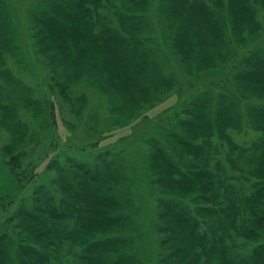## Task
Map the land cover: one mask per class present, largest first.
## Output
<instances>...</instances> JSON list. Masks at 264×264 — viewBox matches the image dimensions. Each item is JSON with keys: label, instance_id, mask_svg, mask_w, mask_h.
<instances>
[{"label": "rangeland", "instance_id": "obj_1", "mask_svg": "<svg viewBox=\"0 0 264 264\" xmlns=\"http://www.w3.org/2000/svg\"><path fill=\"white\" fill-rule=\"evenodd\" d=\"M77 1L2 0L10 5L0 18H7L10 30L21 31L17 42L23 49V58L18 49L15 63L4 55L0 65L11 76L0 74V115L9 105L22 113L25 126L20 162L23 246L46 254L45 264H86L87 244L107 235L127 254L122 264H199V258L201 264H227L216 248L208 256L189 245L196 243L191 237L183 241L174 239L170 229L160 231L176 217L160 216L158 210L165 209L159 200L171 199L189 210L197 203L209 204L194 198L197 179L218 191L219 204L256 198L252 182L264 179V117L256 120L251 109L264 110V78L259 74L264 69V0L87 3L92 8L87 20L97 35L93 45L99 46L91 45L95 50L87 53L81 46L92 40L87 20L78 19L72 6ZM54 22L75 27L69 48L51 34ZM135 51L144 61L126 66L123 60L134 62ZM12 74L23 82L22 101L21 87L16 93L11 85ZM133 89L131 98L144 102L132 109L127 101ZM208 121L213 126L206 128ZM220 121L225 123L217 127ZM4 123L0 118V141L9 142ZM191 146L197 153L189 152ZM159 153L180 167V174L165 168ZM37 184L46 195L35 193L33 199ZM95 186L99 197L110 200H101L108 213H96L91 221H99V227L90 231L86 214L77 219L68 206L77 201L75 192L90 189L92 194ZM185 188L189 193L182 195L179 190ZM44 200L60 212V221L41 222L35 208ZM210 200L215 204L213 196ZM255 203L264 216V201ZM213 215L205 220L209 229L211 222L217 225ZM207 216L201 214V219ZM234 222L240 226V218ZM45 229L60 235L42 234ZM230 230L222 238L246 258L243 264H261L258 249L264 239L236 238L239 228ZM31 253L23 255V264H37Z\"/></svg>", "mask_w": 264, "mask_h": 264}, {"label": "trees", "instance_id": "obj_2", "mask_svg": "<svg viewBox=\"0 0 264 264\" xmlns=\"http://www.w3.org/2000/svg\"><path fill=\"white\" fill-rule=\"evenodd\" d=\"M0 0V13L4 6L10 5L9 2L5 3ZM98 2V0H78L77 2H73L76 4H72L78 10L76 15L79 16L85 21L90 18L89 11L92 9L90 6L87 5V3H90L91 6H95V4ZM62 8V5L59 6ZM4 10L7 11V9L4 7ZM6 14V13H5ZM62 14V13H61ZM68 15V13H64ZM65 15V16H66ZM5 17V15H3ZM76 19V18H75ZM81 19V20H82ZM66 20V19H65ZM7 21V18L3 19L0 18V65L3 66L5 63V56H10L13 60V63H15L16 58L18 56V49L19 54L23 58V49L18 44L17 40L18 36L21 37V31H15L9 29V24ZM67 21V20H66ZM88 21V20H87ZM84 22V25H87L88 28H86V31L90 34V39L92 42L87 39L85 41L84 45L81 46L85 50H83L85 53L90 51H94L99 46L94 44V37L95 35L92 34L91 27L89 25V21ZM86 23V24H85ZM60 25H55V22L53 23V26L51 27V34L55 36L58 40L62 42L61 44L64 47L69 48V42L71 39L70 32L75 30V27L69 23V26L67 23L64 22H58ZM82 25V24H81ZM77 27H81L80 25H77ZM9 32V33H8ZM86 32V33H87ZM44 37V36H43ZM17 38V39H16ZM74 43V42H73ZM23 46V44H21ZM75 45V43H74ZM96 46L95 49H91L89 47ZM118 50H114L113 52H116ZM5 52V53H4ZM22 52V53H21ZM135 54V55H134ZM132 54L133 60L126 59V61L123 60V63L126 64V66L129 65H138L139 60L144 61L141 56H139V53L135 51V53ZM131 62V63H130ZM133 62V63H132ZM264 66V60L262 62V67ZM263 69V68H262ZM8 69H0V74H2L5 78L9 79L11 76L8 75L6 72ZM258 74V73H257ZM259 74L264 78V69L259 72ZM246 73L244 74V76ZM256 75V74H255ZM12 77L14 80L11 82L12 87L15 86L14 90L17 93L19 91L18 87L23 86V82L21 83V80L17 82V77L12 74ZM258 81H261L260 79ZM15 83V84H14ZM19 83V84H17ZM133 87V85H132ZM21 92H18V94H21V101L23 100V87ZM136 90L130 91V98L128 99L127 103L130 105V107L135 108V104L137 103V107L140 106L141 101L140 98L137 96V100H134V98H131L134 96V92ZM20 101V102H21ZM6 104V103H5ZM4 104V105H5ZM251 111L256 112V120L261 121V118L264 117V110L254 106ZM0 118H4L5 125L7 127H4L8 132L9 136V142H3L0 141V157L1 159L8 164L11 172L15 176L17 180L16 187L8 193L2 194L0 193V264H23V255H27L28 253L33 254L32 258L36 261L37 264H45L47 263V255L42 254L40 252H37L33 247L23 246V165L20 164L22 161L21 157L23 156V130L25 129V126H23V115L20 112L16 111L15 108L6 106L5 112L1 113ZM229 121H231V124H234L235 119L234 118H228ZM3 123V122H2ZM213 122H206L203 124L206 128L211 127V124ZM215 123V122H214ZM225 122L220 121L218 123L217 127H222ZM260 123V122H259ZM261 124V123H260ZM209 125V126H208ZM213 126V124H212ZM21 138V139H20ZM15 139V141H14ZM183 145L186 144L188 141L184 139L179 140ZM16 142H19L21 144L15 145ZM186 142V143H185ZM188 145V144H186ZM184 147H186L184 145ZM17 149V150H16ZM22 150V152L20 151ZM8 151V152H7ZM160 152V150L158 151ZM190 153H197L196 146L193 148L191 146V149L189 151ZM161 162L164 164V167L169 169L170 171H176L180 174L179 170L181 169L175 164H172V162L167 159L165 156H163L161 153H159ZM261 157V154L259 155ZM259 158V157H258ZM158 165L161 166L159 163ZM80 168L87 170L86 167L79 165ZM162 167V166H161ZM242 167V166H241ZM164 169V168H163ZM165 170V169H164ZM166 171V170H165ZM250 172L251 169H249ZM202 173H206L203 171ZM34 177L37 176V172L33 174ZM162 177V176H161ZM31 179V178H27ZM155 181H163L162 178H154ZM200 179H197V182L193 185L199 190V192L194 196L196 199H202V200H208L209 204L205 206H198V203L196 204L192 210L187 209V207L184 204H181L179 202L173 201L171 199H160L159 204L160 207L165 209V211H159L158 213L160 216H174L173 220H169L170 227H162L159 228L160 231L165 232L166 229L172 230V234L174 235V239L180 238L181 240L189 239L190 237L192 241H195V246H193L192 243L189 245L191 247H198L200 249V252L202 253H208L211 248H216V251L218 254H221L225 258V262L227 264H243L246 261L245 257L239 256L236 249H233L232 246L229 245V241L224 240L222 238V234H228L232 232L230 230L231 227L237 230L239 228V233L236 235V238L238 236H242V234L250 235L251 237L255 239H264V216H262L261 209L262 207L259 206V204L255 203L256 199L260 201H264V179L262 180H255L253 185H255V192H256V198L250 200V198L244 199V201L237 202L236 200L229 201V203L226 204H219L217 201H219L220 195L218 191L215 189H212L210 185L203 184L199 181ZM34 181V180H33ZM32 181V182H33ZM179 186V184H177ZM91 186V185H90ZM177 186V187H178ZM176 187V188H177ZM210 188V189H207ZM98 188L95 186L94 193L91 194V190L89 189L88 192H75L77 201L72 202L69 204V210L73 212V214H76L77 219L81 216H85L86 219L90 222V225L88 224L87 227L98 228L99 227V221L92 222L91 220H95L96 213L99 212H107L108 213V205L102 204V201L110 200L108 198H101L98 196L97 190ZM189 189V188H188ZM187 188L179 190L180 193L186 194L189 193ZM206 189L210 192L212 189L213 193L208 195L209 192H206ZM45 188H43L42 184H37L34 186V190L32 191V198L35 199V193H39L40 197H44L46 195V192H44ZM213 196L215 199V204H211L210 198ZM48 199H50L48 197ZM45 201V200H44ZM218 203V204H217ZM49 208H51L49 210ZM35 210H38L40 215L39 219L43 224L46 223V220L48 218H51L55 221H60L62 216L60 212H58L57 209L52 208L48 202L40 203L38 208H35ZM202 211V212H201ZM201 214H207L208 216L205 219H201ZM211 214H214L213 217L217 219V225L215 226L212 222L211 225L213 228H207V223L205 220L211 221ZM230 215L233 216L236 215L233 219H230ZM106 216V215H105ZM253 216V217H252ZM108 217V214L107 216ZM237 218H240V226H237V224L234 222ZM109 219H114L113 217H110ZM82 221V219H81ZM248 224H251L250 227ZM101 225V224H100ZM206 225V226H205ZM225 227H227L225 229ZM246 227V228H245ZM262 228V229H261ZM246 230V231H245ZM56 231V230H55ZM53 231L52 229H45L42 234L50 235V232L57 233L58 231ZM227 232V233H226ZM89 233V231H86V234ZM81 234V233H80ZM79 234V235H80ZM83 235L82 238H86L87 236ZM58 235L59 232H58ZM103 237V238H102ZM102 237H99L97 240H91L92 242L90 244H87V247L89 248L88 255L86 257V264H122V262H127L128 257L127 254L121 250L118 247L117 239L109 238L107 235H103ZM168 237V236H167ZM228 239L230 236L227 237ZM88 239V238H87ZM168 240V239H165ZM110 246V247H109ZM185 245H181V247H184ZM102 247V248H101ZM103 248H106L104 250ZM107 248H111V250H108ZM119 248V249H118ZM91 249V251H90ZM179 250V249H177ZM121 253H120V252ZM199 250L195 249L193 258L197 259L198 256L196 253ZM212 254H214V251H211ZM208 253V256L211 254ZM259 253V261H261V264H264V245L258 249ZM216 254V252H215ZM217 254V255H218ZM214 256V255H213ZM201 257V256H200ZM211 258V257H210ZM223 258V260H224ZM193 259V261H195ZM199 264H201V258H199ZM225 264V263H223Z\"/></svg>", "mask_w": 264, "mask_h": 264}, {"label": "crops", "instance_id": "obj_3", "mask_svg": "<svg viewBox=\"0 0 264 264\" xmlns=\"http://www.w3.org/2000/svg\"><path fill=\"white\" fill-rule=\"evenodd\" d=\"M16 178L11 172L7 163H5L0 157V193H7L16 187ZM13 187V188H12ZM4 188H12L5 192Z\"/></svg>", "mask_w": 264, "mask_h": 264}]
</instances>
